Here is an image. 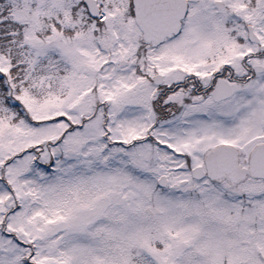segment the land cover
Returning a JSON list of instances; mask_svg holds the SVG:
<instances>
[{"label":"snow or ice","instance_id":"snow-or-ice-1","mask_svg":"<svg viewBox=\"0 0 264 264\" xmlns=\"http://www.w3.org/2000/svg\"><path fill=\"white\" fill-rule=\"evenodd\" d=\"M0 264H264V0H0Z\"/></svg>","mask_w":264,"mask_h":264}]
</instances>
